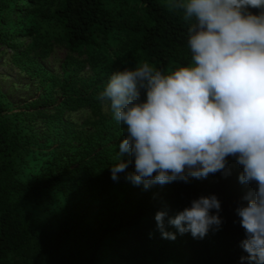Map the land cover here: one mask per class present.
<instances>
[{"label":"trees","instance_id":"trees-1","mask_svg":"<svg viewBox=\"0 0 264 264\" xmlns=\"http://www.w3.org/2000/svg\"><path fill=\"white\" fill-rule=\"evenodd\" d=\"M187 28L172 0H0V52L10 49L41 88L22 107L0 90V264H238L244 230L235 209L250 186L238 182L233 158L230 175L147 189L125 178L131 163L117 180L110 175L124 128L97 94L124 67L186 66ZM42 42L65 48L62 74L30 53ZM209 194L221 202L218 231L161 237L156 211L174 216ZM184 246L191 253L178 258Z\"/></svg>","mask_w":264,"mask_h":264},{"label":"clouds","instance_id":"clouds-1","mask_svg":"<svg viewBox=\"0 0 264 264\" xmlns=\"http://www.w3.org/2000/svg\"><path fill=\"white\" fill-rule=\"evenodd\" d=\"M188 22L186 66L163 71L145 61L113 71L97 94L124 128L110 167L145 189L189 177L230 175L248 185L236 209L244 237L238 264H264V0H172ZM250 9H257L254 13ZM127 154L130 159L121 157ZM215 194L169 216L154 215L161 237L203 239L223 223ZM167 218V220L165 219ZM171 225L176 232L166 230Z\"/></svg>","mask_w":264,"mask_h":264},{"label":"rangeland","instance_id":"rangeland-1","mask_svg":"<svg viewBox=\"0 0 264 264\" xmlns=\"http://www.w3.org/2000/svg\"><path fill=\"white\" fill-rule=\"evenodd\" d=\"M252 12H258L257 9H250ZM45 45L35 46L31 50V54H35L43 67L55 74H62V65L65 62L67 52L61 44L53 42H42ZM3 49L0 47V51ZM42 51H45L43 56H40ZM10 49L6 52H0V90L5 94L6 99L12 107H22L28 105L30 101L35 99L41 92L39 84L34 79L25 73L14 61L9 54ZM42 55V54H41ZM89 74L87 66L82 68L79 72V76L86 77ZM58 96V93H56ZM105 109V108H103ZM85 111H77L73 113L74 116H83ZM79 122L80 118L77 119ZM40 127L41 123L37 122ZM179 234V233H177ZM188 234V233H187ZM190 248L184 246L181 248L180 253L177 254L178 258L187 259L190 255Z\"/></svg>","mask_w":264,"mask_h":264}]
</instances>
